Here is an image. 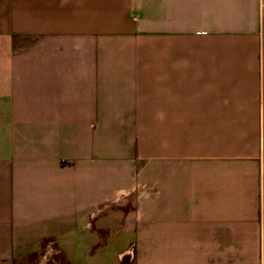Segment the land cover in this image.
Wrapping results in <instances>:
<instances>
[{
	"label": "crops",
	"instance_id": "0c3cea01",
	"mask_svg": "<svg viewBox=\"0 0 264 264\" xmlns=\"http://www.w3.org/2000/svg\"><path fill=\"white\" fill-rule=\"evenodd\" d=\"M0 264H264V0H0Z\"/></svg>",
	"mask_w": 264,
	"mask_h": 264
}]
</instances>
